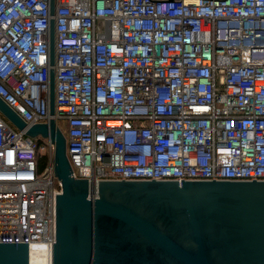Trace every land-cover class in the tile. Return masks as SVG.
I'll use <instances>...</instances> for the list:
<instances>
[{
	"label": "built area",
	"instance_id": "2783aa9c",
	"mask_svg": "<svg viewBox=\"0 0 264 264\" xmlns=\"http://www.w3.org/2000/svg\"><path fill=\"white\" fill-rule=\"evenodd\" d=\"M55 3L0 0V97L52 117L55 18L54 117L94 196L103 180L264 181V0ZM54 152L0 112V242H28L29 264H53Z\"/></svg>",
	"mask_w": 264,
	"mask_h": 264
},
{
	"label": "water",
	"instance_id": "95a60500",
	"mask_svg": "<svg viewBox=\"0 0 264 264\" xmlns=\"http://www.w3.org/2000/svg\"><path fill=\"white\" fill-rule=\"evenodd\" d=\"M51 15L56 12L50 0ZM56 22L50 25L49 108L26 123L0 97V112L55 145L53 264H264V181L77 179L56 113ZM0 264H29L28 242H0Z\"/></svg>",
	"mask_w": 264,
	"mask_h": 264
},
{
	"label": "rangeland",
	"instance_id": "374dc122",
	"mask_svg": "<svg viewBox=\"0 0 264 264\" xmlns=\"http://www.w3.org/2000/svg\"><path fill=\"white\" fill-rule=\"evenodd\" d=\"M60 125H61V129L63 130V132L65 133V134H67L68 133V126H67V123L65 122V120L64 119H61V121H60ZM42 140H44V139H42Z\"/></svg>",
	"mask_w": 264,
	"mask_h": 264
},
{
	"label": "bare ground",
	"instance_id": "6f19581e",
	"mask_svg": "<svg viewBox=\"0 0 264 264\" xmlns=\"http://www.w3.org/2000/svg\"><path fill=\"white\" fill-rule=\"evenodd\" d=\"M41 252V257L43 256V250L40 246H36L33 248V254L40 255Z\"/></svg>",
	"mask_w": 264,
	"mask_h": 264
},
{
	"label": "trees",
	"instance_id": "16d2710c",
	"mask_svg": "<svg viewBox=\"0 0 264 264\" xmlns=\"http://www.w3.org/2000/svg\"><path fill=\"white\" fill-rule=\"evenodd\" d=\"M41 141V139H40ZM45 163H46V156L43 155L41 158H40V167L43 168V166H45Z\"/></svg>",
	"mask_w": 264,
	"mask_h": 264
}]
</instances>
